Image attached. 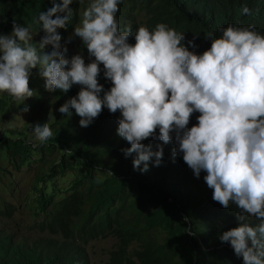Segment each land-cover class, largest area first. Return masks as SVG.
Segmentation results:
<instances>
[{
  "label": "clouds",
  "instance_id": "clouds-1",
  "mask_svg": "<svg viewBox=\"0 0 264 264\" xmlns=\"http://www.w3.org/2000/svg\"><path fill=\"white\" fill-rule=\"evenodd\" d=\"M120 3L87 0L80 10L72 35L94 57L87 64L80 54L66 57L67 41L61 43L58 28L74 15L70 0H53L40 11L35 31L13 21L11 32L0 34V93L19 104L33 96L28 79L34 67L47 89L67 92L80 85L57 111L68 117L73 109L78 124L87 127L102 107L118 110L115 131L129 144L121 151L125 157L135 153L132 167L141 172L148 170L150 158L158 166L163 155L161 144L153 150L142 141L173 140V157L179 152L196 177L205 172L212 199L225 208L235 205L238 224L219 240L228 242L243 264H264V35L252 26L229 25L218 37L209 34L210 46L197 54L182 43L183 33L163 23L151 31L121 29ZM241 12L249 13L248 7ZM38 31L43 35L32 43ZM129 36L134 43H128ZM99 65L111 82L107 90L97 82ZM193 112L199 113L197 122L188 127ZM32 133L40 145L53 137L45 121L33 123ZM249 217L259 223L252 225Z\"/></svg>",
  "mask_w": 264,
  "mask_h": 264
},
{
  "label": "trees",
  "instance_id": "trees-1",
  "mask_svg": "<svg viewBox=\"0 0 264 264\" xmlns=\"http://www.w3.org/2000/svg\"><path fill=\"white\" fill-rule=\"evenodd\" d=\"M52 2L0 0V34L10 33L13 21L32 25L35 31L38 25L34 19ZM86 3L70 0L73 19L58 31L61 42L72 41L87 64L94 57L72 35ZM242 6H247L249 13H242ZM118 9L121 29L144 26L151 31L163 23L183 33L182 43L197 54L210 46L209 34L218 37L229 25L252 26L264 35V0H122ZM41 35L38 31L32 43ZM128 43H134L133 36L128 37ZM99 67L97 82L107 90L111 82L103 77V66ZM28 86L39 94L38 114L56 111L55 121L49 124L53 137L40 145L27 124L23 130L2 128L6 110L19 103L0 93V148L13 172L33 168L36 200L34 235L11 230L9 221L19 206L0 208V264H90L87 246L106 238L114 239L115 244L107 251L104 264H243L229 243L219 240L223 231L238 224L235 205L225 208L212 199V189L203 179L205 172L196 177L179 152L173 157V140L167 144L152 137L142 141L153 150L161 144L163 155L158 166H153L150 158L152 176L140 177L132 167L135 153L125 157L121 151L129 144L115 131L118 110L110 113L102 107L87 127H81L73 109L68 117L57 111L76 95L80 85L74 84L67 92L47 89L34 67ZM198 115H190L188 127L197 122ZM10 174L3 171L0 180ZM67 175L74 179L67 195L62 196L57 180ZM248 221L255 225L259 218L249 217Z\"/></svg>",
  "mask_w": 264,
  "mask_h": 264
},
{
  "label": "rangeland",
  "instance_id": "rangeland-1",
  "mask_svg": "<svg viewBox=\"0 0 264 264\" xmlns=\"http://www.w3.org/2000/svg\"><path fill=\"white\" fill-rule=\"evenodd\" d=\"M61 43L65 44V42ZM66 47V57L70 58L73 54H80L75 49L72 41H68ZM31 89L33 90V96L25 99L22 104H14L6 110L3 116L4 121L1 122L2 128L10 129L11 131L23 130L24 126L27 124V128L32 129V124L35 122L45 121L50 124L55 121L56 111L54 110H47L38 114V109L40 107V100H38L39 94L37 90ZM40 92L41 89L39 93ZM24 105L28 106V111H21ZM36 157L38 156H34V158ZM3 171H8L12 174L6 176L5 179L3 178L2 181L0 180V208L5 204L19 206L20 210L14 215L13 220L9 221L11 230L13 231L14 229L16 232L21 230L22 233L26 235H34L36 231L32 229V225L33 218L35 217L33 211H35L36 208V200L34 198L35 193L32 189L35 181L33 168L25 167L21 173L13 172L9 161L0 148V175H2ZM152 171L150 164L147 171L141 172L139 170H134L140 177H150L152 176ZM73 179L74 176L72 175H67L65 178H58L57 186L60 188L62 196L67 195L66 191L70 188V183ZM114 244L115 240L112 238L90 242L87 246L90 264H104L108 258L107 251L111 250Z\"/></svg>",
  "mask_w": 264,
  "mask_h": 264
}]
</instances>
